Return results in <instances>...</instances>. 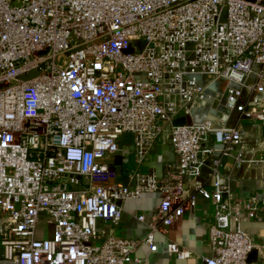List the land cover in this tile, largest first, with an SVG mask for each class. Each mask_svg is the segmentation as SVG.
Segmentation results:
<instances>
[{
	"label": "built area",
	"instance_id": "built-area-1",
	"mask_svg": "<svg viewBox=\"0 0 264 264\" xmlns=\"http://www.w3.org/2000/svg\"><path fill=\"white\" fill-rule=\"evenodd\" d=\"M245 122L264 123V0H0V264H145L137 251L154 253L197 197L213 207L202 264H258L264 240L240 225L264 206L229 187L239 170L264 175ZM126 136L137 166L161 136L175 161L119 183ZM145 194L160 203L134 214L142 239L98 229Z\"/></svg>",
	"mask_w": 264,
	"mask_h": 264
},
{
	"label": "crops",
	"instance_id": "crops-1",
	"mask_svg": "<svg viewBox=\"0 0 264 264\" xmlns=\"http://www.w3.org/2000/svg\"><path fill=\"white\" fill-rule=\"evenodd\" d=\"M244 124L251 125L253 127L252 132L264 137V123L245 122ZM120 146L121 151L112 159L111 168L117 174V181L124 185L128 184V176L135 170L141 173L153 172L160 177L164 174L165 166L175 161L171 146L162 136L157 139L140 166L135 164L134 148L130 137L122 138ZM191 183L190 178L184 180L185 186H189ZM229 187L230 191L238 198L254 197L259 204L264 206V175L260 176L256 171L243 174L239 170L234 178L230 179ZM159 203L160 196L156 194H145L138 200L125 201L121 204L123 216L117 228L113 230L111 224L101 221H98L97 227L99 230L113 231L116 238L140 240L145 235L147 228L145 223H141L133 217L134 214H142L147 221H150ZM212 220V204L197 197L195 210L192 214L186 212L176 229L161 230L156 234L155 244L157 250L154 253H149L146 247H142L137 251L136 257L146 259L145 264H202L201 258L210 255L208 230ZM253 232L254 240H264V229L254 230ZM49 236L50 233L43 237ZM171 240L177 241L184 248L190 250L193 253L192 257L187 260H178L169 254L166 244ZM1 256L2 248L0 246V258ZM258 261V264H264V259Z\"/></svg>",
	"mask_w": 264,
	"mask_h": 264
},
{
	"label": "water",
	"instance_id": "water-1",
	"mask_svg": "<svg viewBox=\"0 0 264 264\" xmlns=\"http://www.w3.org/2000/svg\"><path fill=\"white\" fill-rule=\"evenodd\" d=\"M35 73H32L31 76H33ZM185 123L184 118H179L173 121L174 126H181ZM258 229H264V223H246L240 225L241 231H250V230H258ZM256 260V252L252 251L248 256V262H254Z\"/></svg>",
	"mask_w": 264,
	"mask_h": 264
},
{
	"label": "rangeland",
	"instance_id": "rangeland-1",
	"mask_svg": "<svg viewBox=\"0 0 264 264\" xmlns=\"http://www.w3.org/2000/svg\"><path fill=\"white\" fill-rule=\"evenodd\" d=\"M14 4L16 5V3H15V2H14ZM44 225H45V223H43V222H41V223H40V227H39V228H40V230H41V229H43Z\"/></svg>",
	"mask_w": 264,
	"mask_h": 264
}]
</instances>
